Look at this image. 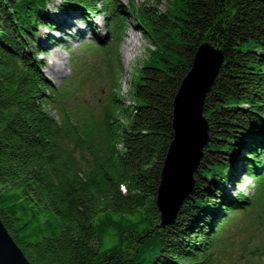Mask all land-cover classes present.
Listing matches in <instances>:
<instances>
[{
  "label": "trees",
  "instance_id": "1",
  "mask_svg": "<svg viewBox=\"0 0 264 264\" xmlns=\"http://www.w3.org/2000/svg\"><path fill=\"white\" fill-rule=\"evenodd\" d=\"M116 1L0 0V220L31 264H231L219 252L227 224L264 201V0H173L164 11ZM126 9L152 46L129 102L112 32ZM89 11L111 32L112 45L98 47L114 51L99 115L78 103L73 111L66 84L52 88L38 56L47 45L35 38L44 27L50 43L66 44L51 35ZM203 43L223 58L203 103L207 142L192 191L162 226L156 195L173 101ZM242 175L256 180L251 198L228 191ZM251 252L260 259L264 243Z\"/></svg>",
  "mask_w": 264,
  "mask_h": 264
},
{
  "label": "rangeland",
  "instance_id": "2",
  "mask_svg": "<svg viewBox=\"0 0 264 264\" xmlns=\"http://www.w3.org/2000/svg\"><path fill=\"white\" fill-rule=\"evenodd\" d=\"M53 2L55 3V1ZM116 2H119L123 7L127 6L126 0H117ZM172 2L173 0H133L135 6L140 3H148L157 6L161 11L166 10ZM48 7V13L52 14V5L50 4ZM125 11L122 29L116 31L113 26L112 32L119 33L120 97L125 102H129L131 101L129 85L135 78L137 68L145 61L151 60L150 49H152V46L137 31L131 13L127 9ZM72 20L74 18H70L69 23L75 26L70 30L63 31V35H56V33H59L57 31L51 35L55 39L67 40V43L63 45L50 43L44 27L38 28L35 38L47 45L45 55L38 54L39 57H43L40 70L53 89L57 90L65 84L68 86L69 91L75 97V101L67 100V105L73 111L76 110L74 103H78L87 111L99 115L110 88L108 67L112 66L114 51L106 52V50L99 48L98 45L99 43L103 46L112 45L111 32L106 25L105 17L101 13L91 19L92 24L79 18V20L86 22L84 24L88 28L83 27L82 21L75 22L74 20L75 23H72ZM97 23H100V25ZM64 35H67L70 39L63 38ZM82 41L84 42L82 43ZM28 46L32 49L31 44H28ZM52 46H56L55 50L59 57L55 59L63 67V75L55 74L49 69L50 60L53 57L52 49H50ZM47 109L52 116L57 118L55 110L50 107H47ZM241 180V183L239 185L235 184L232 189L233 184L230 183L228 191L230 193H233L232 191L241 192L246 197L251 198L256 192V180L245 175H242ZM256 197V200L259 201L260 197H258V194ZM262 243H264L263 200L248 210L236 213L232 217V220L227 224L225 245L219 252L224 254L223 258H226L227 255L230 256L234 260L231 264H252L257 260L264 264V255L259 259L256 253L251 252L253 248H257Z\"/></svg>",
  "mask_w": 264,
  "mask_h": 264
},
{
  "label": "water",
  "instance_id": "3",
  "mask_svg": "<svg viewBox=\"0 0 264 264\" xmlns=\"http://www.w3.org/2000/svg\"><path fill=\"white\" fill-rule=\"evenodd\" d=\"M222 53L208 43L196 50L189 72L173 101L174 137L161 170L156 204L160 225L174 222L182 201L192 191L193 173L207 142L203 103L222 64ZM0 264H31L0 220Z\"/></svg>",
  "mask_w": 264,
  "mask_h": 264
},
{
  "label": "bare ground",
  "instance_id": "4",
  "mask_svg": "<svg viewBox=\"0 0 264 264\" xmlns=\"http://www.w3.org/2000/svg\"><path fill=\"white\" fill-rule=\"evenodd\" d=\"M87 16L86 15H84V16H82V17H78V15H74L73 16V18H74V20H75V22H77V21H82V20H79V18H83V19H85V20H90V21H92L91 19L93 18V17H95L96 15H98L99 13H97V12H94V11H89V12H87ZM72 18V17H71ZM72 18V19H73ZM74 20H72V23H75L74 22ZM69 21H70V18H68V23H69ZM83 22V21H82ZM85 22V21H84ZM84 22H83V27L84 28H88L85 24H84ZM86 23V22H85ZM71 24V23H70ZM98 25H100V23H97ZM91 27V26H90ZM89 31V30H88ZM56 35H59V36H61V35H63L62 33H56ZM63 38H66V39H70V38H68V36L67 35H64L63 36ZM56 46H52L50 49H52L51 51H52V55H53V57L51 58V60H50V71L51 72H53V73H55V74H58V75H63V67L60 65V63L58 62V61H56V59L55 58H57V57H59V54H57V52H56V48H55Z\"/></svg>",
  "mask_w": 264,
  "mask_h": 264
}]
</instances>
